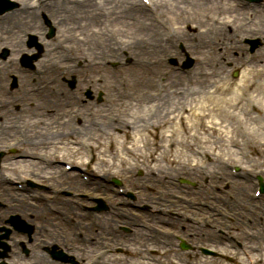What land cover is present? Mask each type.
Masks as SVG:
<instances>
[{
	"label": "rangeland",
	"instance_id": "1",
	"mask_svg": "<svg viewBox=\"0 0 264 264\" xmlns=\"http://www.w3.org/2000/svg\"><path fill=\"white\" fill-rule=\"evenodd\" d=\"M18 1L20 2V0ZM21 1L23 3L20 2L17 8H27V2L31 0ZM200 1L201 0H155V7L161 15L160 24L163 26L162 28L154 24L149 13L139 9L143 8L140 6L139 0H132L131 4L127 3L126 0H124V3H121L120 0H115V2L113 0H97L96 5L92 4L89 7L77 3V8H83L82 10H84V12L73 8L68 0H65V4L62 5L63 8L61 7L60 9L63 13L55 12L57 9L55 3L58 2L55 0H45V4L43 3L40 8H46V13L54 14V20L57 19L60 21L61 18H64L66 21L63 22H67V25L73 24L72 28L65 26L63 23H56L58 31L60 32H58L56 39L53 41L54 43L61 44V42H64L63 44L65 45L75 46L76 52L81 55H86V40L91 41L92 45L88 48H92L99 57L104 58L102 52H105V49L97 50V44L105 43V39L108 38L110 45L113 50H115L111 43V36H108L106 34L107 31L103 29V26H109L111 32L116 33L119 38L124 40L120 47L129 52L131 59H133V64L129 67H121L118 70H112L113 68L109 66L102 69L105 73V78L104 80L102 78L104 87H101L103 89L106 88L108 98L105 100V105L96 108L95 111L99 113L103 112L105 109L107 112L105 119H96L99 125H107V134L103 131H97L95 128L96 125H89L86 131L83 130L90 133L94 140L98 151L96 153L97 161L105 159L104 162L99 163L97 174H104L102 169L105 162H114V168H110L108 178H111L112 175L118 178L122 177V180L127 183L128 189L137 192L138 201L135 205H137L138 202L140 204L144 202L149 208H155L165 213L172 212L174 209H176V211L186 209L183 203L176 200L175 196H178V194H187L194 200L199 198V193H201L200 195L211 198L214 197L216 193L218 194L216 195L218 198H233L232 203L235 205V208L232 215L227 218L216 219L212 225L224 230L227 236H232L237 241L241 242L248 251L240 252L239 254L235 253L234 255H236L237 258L234 257V259H232L234 261L232 264L244 263V261H246L245 256H248V261H255V264H264V197L260 205L258 203H250L247 200V195L251 189L249 186H245L246 182L243 178L231 174L235 166L240 167L242 173L246 170L254 173V170L248 169L250 168L249 162H255L256 169L264 170V76L258 79V82L262 81L261 86L252 87L257 101H254L255 106L251 109L245 110L246 101L244 99L240 104H236L234 107L230 108V113L228 111L223 113L219 112L215 118L213 117L209 120L205 119L204 125H202L203 121L197 123V121L193 120L185 128L183 122L177 121L176 130L179 132V137H175L172 149L167 146L166 140L165 142L164 140L160 141L163 134L165 136L167 135L166 130L168 125L165 124L167 121L166 112L178 110L181 100H189V98L193 96V90L196 91L195 99L198 100L194 108H197L196 106L199 105V103L205 102L201 97L207 95L210 91L218 89V87L228 86V88H231L233 81H235L234 83L239 82L242 73H245L247 70L255 71L261 68L264 70V66H262L264 65V0L255 4L253 6L254 9H251V5L253 4L247 3L240 7L242 0H239V4L235 6L238 7V9L243 8L240 16L238 18L235 14H231L228 21L229 25L225 27V29H223V25H221L222 29L219 27L221 18L219 14L217 15L218 20L215 26L213 23L210 24L211 22L207 21L206 18L197 16L203 9V7L199 6ZM204 1H206V8L210 6V8H217L220 11L221 8H224L218 3L224 0H216V5L214 2L215 0ZM233 3L235 4V0ZM47 8L55 9L49 12ZM90 8H92V11H90ZM107 8L113 19H107V21L102 24L103 20L100 12L104 9L108 10ZM111 8H119L121 18L114 21L115 16H113L114 12ZM215 11L216 10L211 9L207 15H213ZM95 12H99L98 23H95L92 18ZM246 12L255 14L253 23L251 25L249 24V26L245 22ZM37 14L38 12L35 14L36 17ZM204 23H206V26ZM168 27L175 30L172 39L167 37L166 31ZM213 27L215 28L213 29ZM28 28L29 27H23V30ZM149 28H158L160 34H155L154 36ZM206 29L214 31L215 34L208 35L207 32L204 35L205 44H202L204 42L200 32ZM228 31H230V33ZM163 37V41H170L169 46H166V50H161L157 45H155L154 48V43L156 44V42L158 40L160 41ZM248 38L259 39L260 45L256 49L255 59L250 64L245 65V55L248 49L245 39ZM200 40L201 43L199 44ZM52 44L53 43H51L50 46H52ZM180 44L183 45L184 50L194 59L195 63L192 69L187 70V74H185V72H180L178 67L185 59L184 54L178 48ZM148 48H152V50ZM111 56L115 57L116 55L113 53ZM121 57L119 61H123V56L121 55ZM167 58L176 59L178 61V66L174 67L168 65L166 62ZM141 60H143L145 64H142ZM121 65L122 64H120V66ZM235 71L238 72L237 78L232 77V73ZM98 72V70H89L86 68L77 73H79L81 79L83 76L89 75V79L92 83L93 78ZM56 73H59V71L50 72L49 74V77H56L57 79L54 85L55 88L57 90L64 89L66 91L65 86L60 80L63 75H58ZM158 75H166L167 83L164 89L166 93H172V96L168 99V103L170 104L168 110L163 109L162 99L159 100L160 103H157L152 101L153 98L146 96L147 94L154 93V81L155 77ZM173 82L176 83L175 86L172 85ZM4 84L5 86L7 85L6 78ZM87 84L88 83L83 81L84 86ZM14 93L17 97L15 103H18L20 100L18 99L17 92ZM230 93L231 92H226V94L221 93V95L225 94L224 97H229ZM3 94L4 91L0 92V98L2 97V100L4 99ZM18 95L22 96V94ZM221 95L218 90L216 96L220 97ZM185 96L188 99H186ZM58 98L61 97H57L52 89H46L43 94L30 95V97L23 96L20 104L25 106L27 105L26 103H28L27 110L29 113L28 115L25 114V128L28 127L30 132L34 133L35 127L33 126H35L37 121L31 120L27 124L26 120L27 118H34V114H37V116L40 114V128L42 133L47 136L49 128L52 127L51 121L53 113L58 110H64L60 109L58 106L54 107L56 106L55 104ZM51 99L52 102L50 103L49 100ZM36 103H38V106L42 103L44 110L35 109L36 105L34 104ZM257 103L258 106H256ZM151 104H161L159 112L163 119L161 122L162 124L158 125V128L151 129L149 136L152 137L153 146L145 147L143 149L147 151H142L143 149L140 148L139 142L138 146L133 145L136 130L131 127H137L140 124V119L145 118V114H149L150 111H146L148 108L151 109L154 107L151 106ZM9 106L10 105L6 107L8 113L3 117L5 123H3V118H0V146H3L5 142L17 136L16 132L14 135L3 134L5 133V129L3 128L5 124L9 126L18 123L17 115L19 114L14 111L12 112ZM70 106H72L71 100ZM42 111H44V113H42ZM0 117H2V113H0ZM211 123L215 124L212 128L216 132H212L213 129L212 131L209 130L210 128H208V126ZM158 130L161 132L160 137H154V132L157 134ZM62 132H66V130ZM79 135V132L77 136L72 135V139H77ZM197 136L203 140L196 139ZM177 142H179V144H177ZM197 143L205 146L203 147V152L200 154L194 153L195 148H197L195 147ZM162 145L163 149H161ZM187 145L190 148H187ZM40 146L41 145L34 144L31 150H37V147L41 149ZM43 146L45 147L48 145ZM25 164L27 165H22L21 167L17 166L14 171L32 170V167L35 166V162L32 161L25 162ZM191 165L196 167H199V165L205 166L204 169L208 170V174L210 175L209 185L205 186L202 184L200 172L196 168H192ZM177 172L180 174H187L188 177L189 175L192 176V181L196 183L195 188L190 186H185L183 188L179 187L176 183ZM45 173L46 171L39 175L40 178ZM218 173L220 175H218ZM262 174L264 176V173ZM225 181L226 183L227 181L230 182V186L227 187V189L224 184ZM95 182L96 181L93 182L94 187L97 186ZM141 182L142 185L147 184L146 188L142 189L140 187ZM53 183L57 188L60 184L69 183V181H64L62 177H56ZM81 184L83 183H79L78 187L85 188V185ZM138 188H140L141 191L139 190L138 192ZM97 190L101 191V193L105 192L102 188ZM71 191L73 192L74 190L71 189ZM116 194L115 192L114 195H107L108 199L111 201L109 202L110 207L119 200V195ZM173 194H175V196ZM0 196L2 202L7 204L6 213L2 215L13 211L22 213L23 217H27V212L39 214V217L36 216L35 218L37 223L36 230L39 233L45 231L44 233L48 238L49 244L56 242L63 245V241L66 240V242L68 241L70 243L69 247H67L69 249V251L67 250L68 252L71 250L73 252L72 254L82 256L84 259L88 257V255L85 256L84 254L77 253V247L81 244L77 240L73 241L74 239L70 237L68 232L62 229L59 218H51L52 216L44 209L40 206L34 207L33 204L26 205L29 210L25 212L19 209L20 204H24V202L20 201V198L15 197L14 192L9 186L1 183ZM115 197H117V199ZM61 198L62 197L58 200ZM14 201L16 203L15 209L13 208ZM9 206H11V208ZM221 207H223L222 204ZM119 210L120 209L117 211ZM236 210L242 211L239 212L241 214H236ZM122 212L124 218L116 216L117 213L113 214L112 208L110 213L107 214V212H105L101 214V226L104 228L103 230H99L100 233L93 232L95 236L93 240L96 243L104 233L116 239L118 241L117 245L124 247L122 253L113 254L114 256L109 257L104 264H141L143 261L134 256V250L138 246L149 243L147 237H142L137 232L126 235L118 231V227L121 225L132 226V223L129 222L126 217L133 218L134 214L139 216L140 210L124 205ZM189 214H191L190 211ZM84 220L87 221L89 226L93 227L89 218L83 216L82 221ZM42 223H45L44 226ZM187 229V232L191 231L192 233H198L200 231V228L195 225H191ZM114 232H116V234ZM212 232V230L205 231L206 237L203 239H206L204 240L206 245H213L215 248L223 246L226 248L224 249L225 253L229 256H233L232 250L227 249V239H222ZM86 235L90 237L91 232L86 230ZM190 237L194 242L199 241L196 236L190 234ZM89 248L90 251H93L97 249V246H89ZM144 257L148 258L146 255H144ZM37 258H39V261H42V257L38 256L34 259V262L40 264ZM120 259L122 260L121 263L118 262ZM145 262L144 264H150L149 261ZM42 264L45 263L42 262ZM203 264L230 263L224 260H208Z\"/></svg>",
	"mask_w": 264,
	"mask_h": 264
},
{
	"label": "bare ground",
	"instance_id": "2",
	"mask_svg": "<svg viewBox=\"0 0 264 264\" xmlns=\"http://www.w3.org/2000/svg\"><path fill=\"white\" fill-rule=\"evenodd\" d=\"M113 1L115 2V0H113ZM126 1L129 4L132 3V0H126ZM68 2L72 5H74V6H72L73 8H77V5H75V4L80 3V2H84V0H79V1L68 0ZM120 2L124 3V0H120ZM214 2L216 5L217 1L215 0ZM233 2H234V0L219 1L218 3L221 4V7H224V8H221V11H220L217 8H210L209 5H208L209 8H206V4H205L206 1L201 0L199 6L203 7V9L197 14V16H201V18H203V17L206 18L207 21L211 22L210 24L213 23V25L215 26V23H217V20H218L217 15L219 14L221 16L219 27L222 29L221 25H223V29H225V27H227L229 25L228 21L231 17V14H235L239 18L241 10H242V8L238 9V7H236ZM52 4H54V3H52ZM89 4H91V5L95 4L96 5L97 1L96 0H88V4L84 5V6L89 7L90 6ZM61 5L62 4H60L59 2L55 3V6H56V8H58V10H60L61 7L63 8V6H61ZM241 5L243 6V4H241ZM77 9L80 10L82 8H77ZM211 9L216 10V11L213 13V15L208 16L207 13L209 11H211ZM119 10H120L119 8H115L114 11L112 9V11L114 12V16H115L114 21L121 18V15L119 14L120 13ZM19 13H26L28 16L26 18H24L25 20H23L20 18L21 15ZM224 14H225V16H224ZM34 15H35V11L29 12L26 8L25 9H23V8L15 9L11 12H8L6 15L3 16V18L1 19V23H0L1 28L4 30V32H6L8 34V37L11 40H14V41L18 40L19 37L17 35V32L13 31V28H18L19 26L29 24L30 22H34V24L36 25V23H35L36 17ZM17 19H19L21 21H25V22L24 23L22 22L20 24V22ZM204 25L206 26V23H204ZM214 28L215 27H213V29ZM149 30L152 32V34L154 36H155V34H160L158 28H156V29L149 28ZM207 32H208V35L214 34V31H212L210 29H206L203 32H200L202 39H203V42H204L202 44H205L204 35ZM228 32L230 33V31H228ZM200 43H201V40H200L199 44ZM155 45L160 46L161 44L159 41H157L156 44L154 43V46H153L154 48H155ZM148 47H149V45H148ZM152 48L151 49L148 48V49L152 50ZM12 52H13V49H12ZM262 66H264V65H262ZM263 76H264V70L262 68L257 69L255 71H252V70L248 71L247 70L245 73H242L239 82L234 83L235 82L234 81L232 85L230 84L231 88H228V86L218 87V89H216L214 91H210L209 93H207V95H204L203 97H201V99H204L205 102L199 103V105L196 106L197 108H194V105L197 104L198 100L195 99L196 91L193 90L194 95L192 97H190L189 100H185L186 104H188V105H183L181 108L178 109L179 111L176 110V111H172V112L171 111L166 112L167 121L165 124L168 125L166 132L169 134H172V135L166 137L163 134L160 141L161 140H164V142H165V140L167 142L174 141L176 136H177V138L179 137V132L176 130V124H178L179 121L183 122V124L185 125V128H186V126L188 124H190L193 120L197 121V123H198V122L203 121L205 119L209 120V119H212L213 117L215 118V116H217L219 112L220 113H223L225 111L229 112L230 108L234 107L236 104L237 105L240 104V102L244 99H246V106H248L252 101H257V97H256V95H254L255 93H254L252 87L261 86L262 81L258 82V79H261ZM172 85L175 86L176 83L173 82ZM218 90L220 92V95H221V93L226 94V92H228V93L231 92L230 96L224 97L225 94H222L220 97H218V96H216V94L218 93ZM171 96H172V93H167L165 96H163V98H162L163 109L168 110V107H170V104L168 103V99ZM152 100L154 101V99H152ZM145 122L146 121L142 120V123H145ZM203 124L204 123H202V125ZM213 126H215V124L211 123L210 127H208V128H211ZM135 129H136V131H135L134 143H136L138 141L139 143L144 144L145 137L142 135V133L146 128H143V126H141V127L137 126ZM196 139H197V137H196ZM177 144H179V142H177ZM135 146H138V144L136 143ZM187 148H190V147L187 145ZM161 149H163V145L161 146Z\"/></svg>",
	"mask_w": 264,
	"mask_h": 264
}]
</instances>
